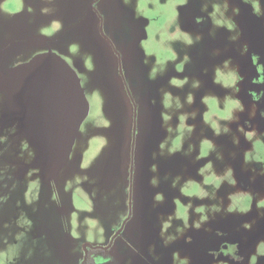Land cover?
<instances>
[{
  "label": "rangeland",
  "instance_id": "1",
  "mask_svg": "<svg viewBox=\"0 0 264 264\" xmlns=\"http://www.w3.org/2000/svg\"><path fill=\"white\" fill-rule=\"evenodd\" d=\"M92 1L0 0V264H81L131 188L101 264H264V0Z\"/></svg>",
  "mask_w": 264,
  "mask_h": 264
},
{
  "label": "flooded vegetation",
  "instance_id": "2",
  "mask_svg": "<svg viewBox=\"0 0 264 264\" xmlns=\"http://www.w3.org/2000/svg\"><path fill=\"white\" fill-rule=\"evenodd\" d=\"M99 0H94L91 3V8L99 13V10L96 8V3ZM100 15V14H99ZM101 17V16H100ZM102 20V25H103V17H101ZM192 25H194V21H192ZM107 42L114 47V45L112 44L110 38H106ZM116 52V56L119 58V68H120V75L124 80L125 86H126V93L128 94L130 101H131V114L130 117H128V119L126 120L127 122L125 123V130L126 133L128 135V141L130 144V150H131V169H130V178L131 181H133L134 178V171H135V151H136V142H137V138H138V134H139V129H138V119L141 116H149L151 114V111L153 110V108L151 107L150 103L145 100L144 98H142L139 102L141 104H139V102L137 101L136 97L134 96L133 92L131 91L126 79H125V75L123 72V67H122V56L121 53L119 51H115ZM264 90L263 86L261 85V83L257 82L255 79L251 80L249 79L246 83V88L244 90L245 94H248L249 96H252L256 99H259L260 95L262 96V91ZM150 112V114H149ZM261 129V128H260ZM129 148V147H128ZM224 184L228 183V184H233L234 188L236 186H239V184H241V179L236 176V174H234L233 176L223 179L221 180ZM238 182V183H237ZM132 188L130 189V216L132 213ZM199 204L196 205H191L190 208L194 213V217L195 219L200 220L201 216L199 215V208H198ZM212 209V208H211ZM129 216V217H130ZM129 217H127V219L124 221V224L122 225V227L116 232V235H118L122 229L124 228L126 222L128 221ZM195 221L194 223H190L188 224L189 227H196L199 225V223ZM200 229V227L198 228ZM115 235V236H116ZM114 236V238H115ZM114 238L112 239L111 243L106 246V247H101V246H93L89 243H86L84 246V258L82 260L81 264H101L102 262L105 261V259L108 256V250L110 249V247L113 244ZM237 237L234 236L233 239H236ZM190 243V242H189ZM226 243L225 241V237L222 235V233L219 232H212L211 235L209 236H205L201 238L200 243L196 246L197 250L199 251H210V250H215V248L223 246Z\"/></svg>",
  "mask_w": 264,
  "mask_h": 264
}]
</instances>
